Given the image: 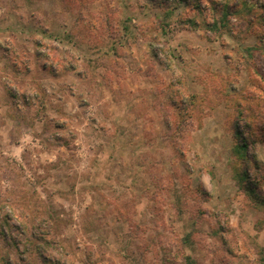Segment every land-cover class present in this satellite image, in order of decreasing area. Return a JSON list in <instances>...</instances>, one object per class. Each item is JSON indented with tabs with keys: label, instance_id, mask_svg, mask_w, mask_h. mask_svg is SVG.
I'll list each match as a JSON object with an SVG mask.
<instances>
[{
	"label": "rangeland",
	"instance_id": "obj_1",
	"mask_svg": "<svg viewBox=\"0 0 264 264\" xmlns=\"http://www.w3.org/2000/svg\"><path fill=\"white\" fill-rule=\"evenodd\" d=\"M1 229L0 264H264V0H0Z\"/></svg>",
	"mask_w": 264,
	"mask_h": 264
},
{
	"label": "trees",
	"instance_id": "obj_2",
	"mask_svg": "<svg viewBox=\"0 0 264 264\" xmlns=\"http://www.w3.org/2000/svg\"><path fill=\"white\" fill-rule=\"evenodd\" d=\"M247 144L245 143V144H242V145H240L241 147H239L238 148V150H237V152H236V156L238 157V160H241V161H243L244 160V157H246V155H245V153H246V150H247V146H246ZM244 173V172H243ZM242 173V175H241V181H247V178H248V175H246L245 173L243 174ZM249 189H250V191H252V192H254V190L255 189H253V187L251 186V187H249ZM20 210H21V212H20ZM19 213H20V215H21V217H24L25 215H26V217H27V214H26V212H25V210L23 209V208H21V209H19ZM11 215V214H10ZM5 216V219L2 221V225H8V223H9V218L11 219V216ZM18 217V216H17ZM19 221H20V217H18L17 218ZM29 219V218H28ZM29 220H33V218L32 217H30V219ZM20 225L19 226H16V227H13L14 228V230L18 233V234H20V235H22L21 237H25L26 236V231H27V226H26V224H24L22 221H20ZM3 227V226H2ZM0 234H2L3 236H5V239H7V237H9V233H8V230H5V229H1L0 230ZM32 239H30V241L31 240H34V239H36V240H38V241H40L39 239H38V237L35 235V234H33L32 233ZM13 243H14V245H17V243H15L14 242V240H13ZM18 247V246H17ZM25 254H26V252H27V248L23 251ZM188 260H189V264H192V263H194V262H192V260L191 259H189V257L187 258ZM45 260V259H44ZM44 262V264H51V262H47V260H45V261H43ZM195 264V263H194Z\"/></svg>",
	"mask_w": 264,
	"mask_h": 264
}]
</instances>
